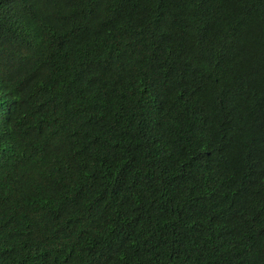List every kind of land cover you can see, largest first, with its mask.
Listing matches in <instances>:
<instances>
[{
  "label": "trees",
  "instance_id": "16d2710c",
  "mask_svg": "<svg viewBox=\"0 0 264 264\" xmlns=\"http://www.w3.org/2000/svg\"><path fill=\"white\" fill-rule=\"evenodd\" d=\"M0 264H264V0H0Z\"/></svg>",
  "mask_w": 264,
  "mask_h": 264
}]
</instances>
